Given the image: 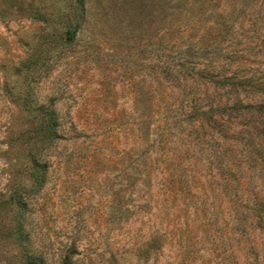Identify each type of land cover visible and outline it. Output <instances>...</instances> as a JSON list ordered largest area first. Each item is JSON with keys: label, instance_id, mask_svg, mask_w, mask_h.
<instances>
[{"label": "rangeland", "instance_id": "1", "mask_svg": "<svg viewBox=\"0 0 264 264\" xmlns=\"http://www.w3.org/2000/svg\"><path fill=\"white\" fill-rule=\"evenodd\" d=\"M82 7L0 0V264H264V0Z\"/></svg>", "mask_w": 264, "mask_h": 264}, {"label": "trees", "instance_id": "2", "mask_svg": "<svg viewBox=\"0 0 264 264\" xmlns=\"http://www.w3.org/2000/svg\"><path fill=\"white\" fill-rule=\"evenodd\" d=\"M73 6H74V12L72 14V20L67 23V25H71V22H76L77 19L82 15V0H73ZM30 17L37 19V20H45L44 15L41 12L38 11H32L29 15ZM68 25V26H69ZM54 126L53 124L49 123L47 126V132L49 135L53 133Z\"/></svg>", "mask_w": 264, "mask_h": 264}]
</instances>
